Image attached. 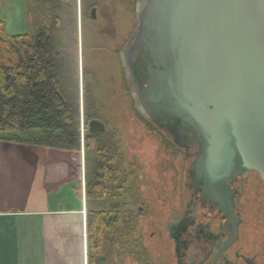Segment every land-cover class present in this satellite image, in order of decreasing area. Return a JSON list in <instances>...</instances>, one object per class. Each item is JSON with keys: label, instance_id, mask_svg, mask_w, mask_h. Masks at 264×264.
<instances>
[{"label": "water", "instance_id": "1", "mask_svg": "<svg viewBox=\"0 0 264 264\" xmlns=\"http://www.w3.org/2000/svg\"><path fill=\"white\" fill-rule=\"evenodd\" d=\"M135 15L120 57L136 109L183 151L186 189L228 219L231 242L241 178L264 182V0H138Z\"/></svg>", "mask_w": 264, "mask_h": 264}, {"label": "trees", "instance_id": "2", "mask_svg": "<svg viewBox=\"0 0 264 264\" xmlns=\"http://www.w3.org/2000/svg\"><path fill=\"white\" fill-rule=\"evenodd\" d=\"M67 1L26 0L31 25L26 33H8L6 21L0 19V139L66 150L83 148L79 85L70 77L63 50ZM137 2L134 0V4ZM123 80L130 94L125 74ZM83 99L89 258L90 264H97L99 255L124 253L129 242H138L134 234L140 213L103 206L102 201L109 197L120 199L128 195L133 207L137 205L136 179L119 149V133L106 120L88 82H84ZM134 111L148 128L157 131L136 107ZM94 118L106 123L105 131H89L88 123ZM38 131L33 133L34 138L28 135ZM92 140L95 145L91 148ZM164 142L171 144L166 139Z\"/></svg>", "mask_w": 264, "mask_h": 264}, {"label": "rangeland", "instance_id": "3", "mask_svg": "<svg viewBox=\"0 0 264 264\" xmlns=\"http://www.w3.org/2000/svg\"><path fill=\"white\" fill-rule=\"evenodd\" d=\"M5 1V16L1 18L7 23L8 33L28 31L31 26L27 27L24 13L26 0H18L15 4L13 0ZM67 5L63 50L70 77L78 81L81 109L84 105V82H88L106 120L119 133V149L132 166L136 179L134 192L138 193L137 205L133 207L129 195L120 199L109 197L102 204L112 208V203L119 202L120 206L113 207L140 213L135 238L142 237V244L146 245L153 264H169L172 262V242L167 222L177 216L175 209H183L185 204L189 160L182 150L171 145L172 141L166 133L157 127L158 132L151 130L142 122L134 111L136 105L130 96L131 91L129 94L125 89V69L120 53L136 27V4L134 0H68ZM93 9L95 18L91 14ZM85 12L86 15H83ZM33 133L39 131L28 135L34 138ZM84 139L82 133L83 148ZM165 139L171 146L164 142ZM90 145L94 147L93 140ZM245 188L244 205L252 210V219H263L264 215L260 214H264V196L259 194L264 193L261 190L264 183L260 181V176L252 173ZM133 245L135 243L129 242L132 252H140L138 247L132 248ZM122 257L123 264H130V261L131 264H139V255L135 256V260L129 256Z\"/></svg>", "mask_w": 264, "mask_h": 264}, {"label": "crops", "instance_id": "4", "mask_svg": "<svg viewBox=\"0 0 264 264\" xmlns=\"http://www.w3.org/2000/svg\"><path fill=\"white\" fill-rule=\"evenodd\" d=\"M87 169L84 148L0 139V264H90Z\"/></svg>", "mask_w": 264, "mask_h": 264}, {"label": "flooded vegetation", "instance_id": "5", "mask_svg": "<svg viewBox=\"0 0 264 264\" xmlns=\"http://www.w3.org/2000/svg\"><path fill=\"white\" fill-rule=\"evenodd\" d=\"M252 173L255 174L251 172L240 180L239 202L236 209L240 221L237 236L231 242L229 239L232 230L228 219L224 218L217 209L203 207L196 200L195 195L189 193L185 187L187 192L183 209L176 208L177 216L167 222V232L172 242V256H170L172 262L169 264H264V218L253 220L252 210L248 209V205H244L245 187ZM260 181L264 183L261 178ZM260 195L264 196V193ZM111 206H120V203H112ZM249 215L251 219H248ZM172 232L175 237L171 235ZM141 238H136L138 242L132 246V248L138 247L140 252H132V249L127 247L123 250L124 253L117 251L112 255H99L95 259L96 263L101 256L106 257L104 264H123L122 256H129L130 259L135 260V256L137 258L139 255L140 257L137 258L139 264H153Z\"/></svg>", "mask_w": 264, "mask_h": 264}]
</instances>
